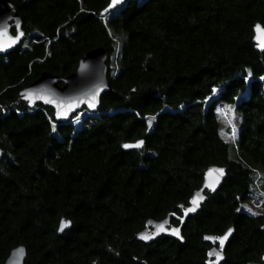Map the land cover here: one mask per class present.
Returning <instances> with one entry per match:
<instances>
[{
	"label": "trees",
	"instance_id": "trees-1",
	"mask_svg": "<svg viewBox=\"0 0 264 264\" xmlns=\"http://www.w3.org/2000/svg\"><path fill=\"white\" fill-rule=\"evenodd\" d=\"M12 2L25 39L0 56V264L18 246L25 264H207L204 235L231 227L221 264H264V52L253 42L264 0H125L105 16L111 0ZM99 47L112 89L96 113L60 123L20 99ZM223 108L242 116L236 142ZM214 165L227 176L184 242L135 238L150 218L182 215ZM250 201L260 213L243 210ZM62 219L72 227L59 234Z\"/></svg>",
	"mask_w": 264,
	"mask_h": 264
},
{
	"label": "water",
	"instance_id": "water-1",
	"mask_svg": "<svg viewBox=\"0 0 264 264\" xmlns=\"http://www.w3.org/2000/svg\"><path fill=\"white\" fill-rule=\"evenodd\" d=\"M124 1L125 0H120L119 3L113 4L111 0L109 7L103 12H101V15L105 16L106 14L112 12L116 8L120 7L124 3ZM17 24H19V28H17ZM257 25L264 27L261 24ZM14 28H16V33L13 32ZM5 29L7 31V36L12 37L13 39H15L20 32H22L23 35L20 36L16 43L13 44L11 47H6L4 50H0V56L10 54L12 51L18 48L25 39V34L22 29V20L16 12L12 0H0V31H4ZM255 37L256 32L253 39L256 50L259 52H264V50H261L259 47H257V40ZM109 55L110 54L107 49L103 47H99L88 52L83 58L80 59L77 70L64 79L59 78L53 73L44 72L37 80H35L33 83L21 90L20 99L23 102H26L30 108H34L37 105H43L45 107L52 108L54 110L56 121L60 123H66L70 121L74 114L82 112L84 109H87L89 112L96 113L101 106L102 97L112 89L109 78ZM28 93H33L34 95L31 98H28ZM40 96H43L44 99L38 98ZM93 96L96 97L95 108H91L88 106V101H91ZM47 99H51L52 101H55V103H48L46 102ZM72 102H75V106L71 110L67 111V115H58V113L62 112V109L58 108L57 104L63 103L65 107H67V105ZM138 142L140 141L127 143L126 145H135ZM143 146L144 143L142 147ZM142 147H132L126 149L136 150ZM2 156L3 150L0 149V161L2 160ZM213 169H223V175L219 177V182L216 184L215 190L206 187V184L208 183L207 174L210 170ZM226 176L227 170L225 167L218 165L211 166L204 175V180L201 188L194 192L187 207L190 208L193 206L191 202L197 196V194H199L203 197V199L199 202V206L196 208L195 212L188 213L185 216L183 211L182 215H168L159 220L150 218L147 221L146 226L136 233L135 238L138 241H141L146 244H152L162 236H166L167 238H171L179 242H184L185 239L183 238L182 230L187 220L200 212L202 206L208 199L207 193H216L221 188ZM172 218L179 221L180 225H173ZM62 222L70 223L68 227H66L63 231H60V226ZM159 225H164L163 231H158ZM60 226L59 234H63L72 227V222L67 219H62L60 222ZM177 228L180 231L179 236L172 234V230ZM229 231H231V235L225 241L222 251L219 247L218 239L216 240V242H213L212 239H206L224 237L227 233H229ZM234 233L235 229L234 227H231L220 237H216L214 234L204 235V242L211 244L209 253L213 251H221L223 259L219 260L218 264H221L225 261V249L233 238ZM144 235H148L151 238L147 240L141 239L140 237ZM27 255V248L25 246H18L11 251L4 264H25ZM215 262L216 257L209 255V260L207 261V264H215Z\"/></svg>",
	"mask_w": 264,
	"mask_h": 264
},
{
	"label": "snow or ice",
	"instance_id": "snow-or-ice-1",
	"mask_svg": "<svg viewBox=\"0 0 264 264\" xmlns=\"http://www.w3.org/2000/svg\"><path fill=\"white\" fill-rule=\"evenodd\" d=\"M113 4H117L120 2V0H112ZM17 28H19V24H17ZM255 32H256V40H257V47H259L261 50H264V27H261L260 25L255 26ZM23 33L20 32L18 36L13 39L12 37L7 36V31L6 29L4 31H0V50H4L6 47H11L13 44L16 43V41L19 39L20 36H22ZM34 94L33 93H28V98H31ZM40 99H44L43 96L38 97ZM46 102L48 103H55V101H52L51 99H47ZM75 106V102L69 103L67 107L63 103L57 104V107L62 109V112L58 113V115H67V111L71 110ZM88 106L91 108H95L96 106V97L93 96L91 101H88ZM226 115V114H225ZM154 119V118H153ZM231 123V121H229ZM149 124H151V121H149ZM143 141L138 142L135 145H124L125 148H139L142 147ZM208 175V183L206 184V187L211 188L212 190H215L216 184L219 182V177L223 175V169H213L210 170ZM203 199L202 196L197 194V196L192 200V207L187 208L184 210V215L186 216L188 213L195 212L196 208L199 206V202ZM70 222H62L60 226V231H63L66 227L69 226ZM164 230V225H159L158 226V231H163ZM172 234L179 236L180 231L179 229H173ZM231 235V231L227 233L224 237L221 238H206V239H212L213 242H216L218 239L219 241V247L222 251L225 241L228 239V237ZM141 239H150L151 237L148 235H144L140 237ZM221 251H213L209 253L210 256H215L216 257V262L215 264H218L219 260L223 259Z\"/></svg>",
	"mask_w": 264,
	"mask_h": 264
},
{
	"label": "rangeland",
	"instance_id": "rangeland-1",
	"mask_svg": "<svg viewBox=\"0 0 264 264\" xmlns=\"http://www.w3.org/2000/svg\"><path fill=\"white\" fill-rule=\"evenodd\" d=\"M120 42L124 43L126 41L127 35L124 32H119ZM223 114V123H222V133L223 136L232 142L238 141L240 129L242 128V116L234 109L223 108L221 109ZM226 114V115H225ZM231 121V123H229ZM230 129V132L228 131ZM261 203H256L255 201H250L245 203L242 208L247 212L254 214L261 212Z\"/></svg>",
	"mask_w": 264,
	"mask_h": 264
}]
</instances>
